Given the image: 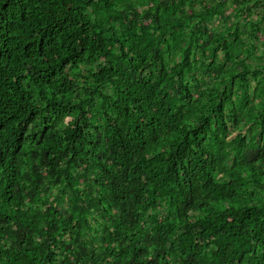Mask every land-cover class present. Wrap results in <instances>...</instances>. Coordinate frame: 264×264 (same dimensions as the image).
Listing matches in <instances>:
<instances>
[{
  "label": "trees",
  "instance_id": "trees-1",
  "mask_svg": "<svg viewBox=\"0 0 264 264\" xmlns=\"http://www.w3.org/2000/svg\"><path fill=\"white\" fill-rule=\"evenodd\" d=\"M0 264H264V0H0Z\"/></svg>",
  "mask_w": 264,
  "mask_h": 264
}]
</instances>
